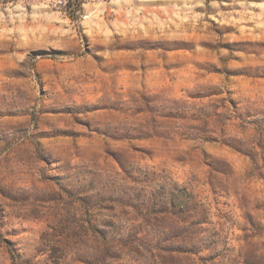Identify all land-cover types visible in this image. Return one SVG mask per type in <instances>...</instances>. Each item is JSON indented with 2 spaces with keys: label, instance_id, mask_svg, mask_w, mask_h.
<instances>
[{
  "label": "rangeland",
  "instance_id": "obj_1",
  "mask_svg": "<svg viewBox=\"0 0 264 264\" xmlns=\"http://www.w3.org/2000/svg\"><path fill=\"white\" fill-rule=\"evenodd\" d=\"M261 121L264 0H0V239L18 264H89L109 222L143 223L108 196L170 182L203 211L189 262L264 260Z\"/></svg>",
  "mask_w": 264,
  "mask_h": 264
},
{
  "label": "trees",
  "instance_id": "obj_2",
  "mask_svg": "<svg viewBox=\"0 0 264 264\" xmlns=\"http://www.w3.org/2000/svg\"><path fill=\"white\" fill-rule=\"evenodd\" d=\"M76 7L80 9V3ZM143 99L146 107L151 105V101ZM146 109L160 117L170 118H180L190 111L188 106L176 100L163 103L158 108L149 106ZM258 128L264 133V122L261 121ZM261 145L264 152V143ZM108 199L132 208L138 219L143 220L145 227H142L143 223L123 227L109 222L105 231L97 232L100 243L95 246L89 264H104V261L116 258L117 252L123 250H126L127 255H137L142 248L169 254L171 257L165 264H193L188 259L204 249L202 239L198 238V234L203 231V211L187 188L174 182L157 187L149 186L147 190L132 187L118 191L116 195L111 193ZM101 200L100 198L99 201ZM0 241L6 243L12 263L18 264L19 257L14 248L4 239ZM244 259V264H264V260L254 252Z\"/></svg>",
  "mask_w": 264,
  "mask_h": 264
}]
</instances>
